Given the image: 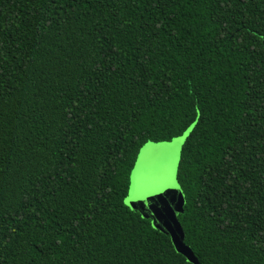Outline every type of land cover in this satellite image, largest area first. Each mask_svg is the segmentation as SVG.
I'll list each match as a JSON object with an SVG mask.
<instances>
[{
    "label": "trees",
    "instance_id": "1",
    "mask_svg": "<svg viewBox=\"0 0 264 264\" xmlns=\"http://www.w3.org/2000/svg\"><path fill=\"white\" fill-rule=\"evenodd\" d=\"M189 129L201 264H264V0H0V264H190L123 203Z\"/></svg>",
    "mask_w": 264,
    "mask_h": 264
},
{
    "label": "rangeland",
    "instance_id": "2",
    "mask_svg": "<svg viewBox=\"0 0 264 264\" xmlns=\"http://www.w3.org/2000/svg\"><path fill=\"white\" fill-rule=\"evenodd\" d=\"M188 132L189 130L186 133L188 134ZM181 138L184 142L185 134L170 143H147L141 148L133 169V171L136 170L137 164H139L146 182L157 180L165 176L170 169L174 170L175 184L178 187L168 188L170 197L166 210H163V206L153 202L157 199L154 196L129 201L125 206L138 213L143 219L149 220L155 230L168 236L173 250L188 263L201 264L191 248L185 244L184 232L179 220V214L183 212L184 206V195L176 179L180 150L183 144L177 143V141Z\"/></svg>",
    "mask_w": 264,
    "mask_h": 264
},
{
    "label": "snow or ice",
    "instance_id": "3",
    "mask_svg": "<svg viewBox=\"0 0 264 264\" xmlns=\"http://www.w3.org/2000/svg\"><path fill=\"white\" fill-rule=\"evenodd\" d=\"M189 131H191V129H189ZM185 136H187V133H185ZM177 143H183V138L177 141ZM130 181L127 198L123 201L125 205H128L129 201L132 200L154 196L157 199L153 202L163 206V210H166L167 201L170 197L168 188L178 187L175 184L174 170L170 169L165 176L151 182H146L143 178L139 164H137L136 170L132 172Z\"/></svg>",
    "mask_w": 264,
    "mask_h": 264
},
{
    "label": "water",
    "instance_id": "4",
    "mask_svg": "<svg viewBox=\"0 0 264 264\" xmlns=\"http://www.w3.org/2000/svg\"><path fill=\"white\" fill-rule=\"evenodd\" d=\"M170 143V142H169Z\"/></svg>",
    "mask_w": 264,
    "mask_h": 264
}]
</instances>
